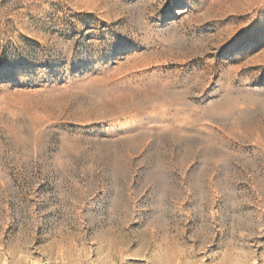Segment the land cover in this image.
Masks as SVG:
<instances>
[{
    "label": "rangeland",
    "instance_id": "rangeland-1",
    "mask_svg": "<svg viewBox=\"0 0 264 264\" xmlns=\"http://www.w3.org/2000/svg\"><path fill=\"white\" fill-rule=\"evenodd\" d=\"M0 264H264V0H0Z\"/></svg>",
    "mask_w": 264,
    "mask_h": 264
}]
</instances>
